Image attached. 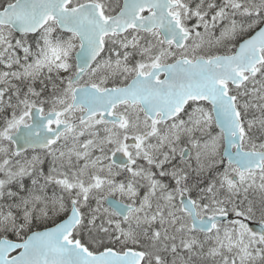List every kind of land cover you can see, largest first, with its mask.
I'll list each match as a JSON object with an SVG mask.
<instances>
[{
	"label": "snow or ice",
	"instance_id": "obj_1",
	"mask_svg": "<svg viewBox=\"0 0 264 264\" xmlns=\"http://www.w3.org/2000/svg\"><path fill=\"white\" fill-rule=\"evenodd\" d=\"M0 264H264V0H0Z\"/></svg>",
	"mask_w": 264,
	"mask_h": 264
}]
</instances>
